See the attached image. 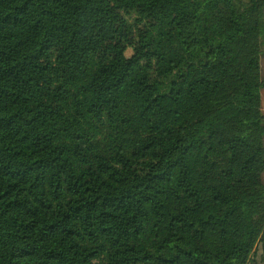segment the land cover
<instances>
[{"label":"trees","instance_id":"16d2710c","mask_svg":"<svg viewBox=\"0 0 264 264\" xmlns=\"http://www.w3.org/2000/svg\"><path fill=\"white\" fill-rule=\"evenodd\" d=\"M263 55L264 0H0V264L264 256Z\"/></svg>","mask_w":264,"mask_h":264},{"label":"rangeland","instance_id":"374dc122","mask_svg":"<svg viewBox=\"0 0 264 264\" xmlns=\"http://www.w3.org/2000/svg\"><path fill=\"white\" fill-rule=\"evenodd\" d=\"M131 54H132V50L129 49L127 51V55L130 56ZM262 73L264 75V55L262 56ZM262 103H263V111H264V89L262 91ZM249 264H264V256L260 249L255 252Z\"/></svg>","mask_w":264,"mask_h":264}]
</instances>
